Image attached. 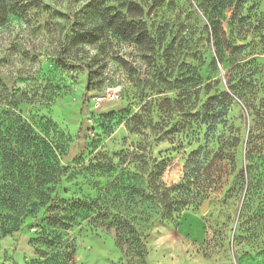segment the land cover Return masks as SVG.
<instances>
[{"label":"rangeland","instance_id":"rangeland-1","mask_svg":"<svg viewBox=\"0 0 264 264\" xmlns=\"http://www.w3.org/2000/svg\"><path fill=\"white\" fill-rule=\"evenodd\" d=\"M0 3V97L65 136L60 196L92 204L122 172L120 200L160 181L184 201L118 208L152 219L144 256L89 215L67 264H264V0ZM35 231L2 237L0 264H43Z\"/></svg>","mask_w":264,"mask_h":264},{"label":"trees","instance_id":"trees-1","mask_svg":"<svg viewBox=\"0 0 264 264\" xmlns=\"http://www.w3.org/2000/svg\"><path fill=\"white\" fill-rule=\"evenodd\" d=\"M5 14L6 6L0 3V23ZM127 24L129 34L133 35L134 30ZM66 141L51 121L46 120L37 131L23 118L16 101L8 96L5 99L0 97V239L29 225L36 229V240L42 241L52 251L48 256L46 252L42 255L45 257L43 264L51 260L54 264H67L74 247L68 238L62 239L67 230L90 215L98 224L113 227L120 243L144 256V241L152 219L122 211L134 210L138 204H161L169 206V217L162 215L161 218L170 219L174 210L172 205H184V201L170 197L176 186H166L159 181L148 186L147 193L137 194L142 197L140 199L133 196L134 189L130 188L125 198L120 200L126 181L122 180L124 174L120 172L106 184L92 204L62 197L60 191L67 167L61 164L60 159L65 155ZM246 156L252 158L250 154ZM255 159L246 165L248 173L253 174V165L259 166ZM257 184L254 177L252 186ZM110 192L115 194L109 198ZM260 196L264 199V193ZM123 205L125 208L120 211L118 208Z\"/></svg>","mask_w":264,"mask_h":264},{"label":"built area","instance_id":"built-area-1","mask_svg":"<svg viewBox=\"0 0 264 264\" xmlns=\"http://www.w3.org/2000/svg\"><path fill=\"white\" fill-rule=\"evenodd\" d=\"M102 102V96H97L93 98L94 107H98Z\"/></svg>","mask_w":264,"mask_h":264},{"label":"water","instance_id":"water-1","mask_svg":"<svg viewBox=\"0 0 264 264\" xmlns=\"http://www.w3.org/2000/svg\"><path fill=\"white\" fill-rule=\"evenodd\" d=\"M206 210V205L203 204L202 207H201V211H205Z\"/></svg>","mask_w":264,"mask_h":264}]
</instances>
